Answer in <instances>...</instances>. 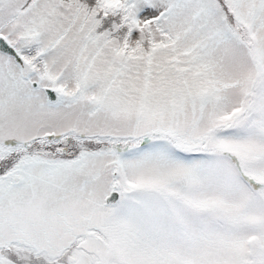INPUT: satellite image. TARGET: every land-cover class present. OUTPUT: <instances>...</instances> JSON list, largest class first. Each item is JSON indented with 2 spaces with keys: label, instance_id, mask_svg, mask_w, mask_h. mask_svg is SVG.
I'll return each mask as SVG.
<instances>
[{
  "label": "snow or ice",
  "instance_id": "obj_1",
  "mask_svg": "<svg viewBox=\"0 0 264 264\" xmlns=\"http://www.w3.org/2000/svg\"><path fill=\"white\" fill-rule=\"evenodd\" d=\"M0 264H264V0H0Z\"/></svg>",
  "mask_w": 264,
  "mask_h": 264
}]
</instances>
